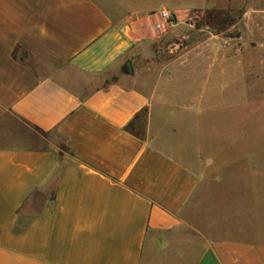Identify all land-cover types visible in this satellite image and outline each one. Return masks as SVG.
Masks as SVG:
<instances>
[{
	"label": "crops",
	"instance_id": "0c3cea01",
	"mask_svg": "<svg viewBox=\"0 0 264 264\" xmlns=\"http://www.w3.org/2000/svg\"><path fill=\"white\" fill-rule=\"evenodd\" d=\"M137 6L0 0V264H264V160L228 172L211 144L175 141L221 111L176 78L244 60L124 74L163 23Z\"/></svg>",
	"mask_w": 264,
	"mask_h": 264
},
{
	"label": "rangeland",
	"instance_id": "374dc122",
	"mask_svg": "<svg viewBox=\"0 0 264 264\" xmlns=\"http://www.w3.org/2000/svg\"><path fill=\"white\" fill-rule=\"evenodd\" d=\"M137 5L141 11H158L164 7L173 20L170 25L164 22L160 25L158 33L151 36L152 42L139 44L131 62L132 76L139 74L145 62H156L163 67L179 60H244L238 71L233 66L224 72L218 66L212 68L208 83L209 69L198 63L191 66L192 78L186 75L176 78L173 91L184 89L194 97L202 92L216 93L217 97L212 96L208 103L211 108L217 103L221 109L211 111L205 125L202 121L207 118L201 115L195 127L184 125L186 131L175 138L176 143L194 140L195 146L211 144L204 155L215 156L212 159L217 163L220 160L217 156H224L228 172L239 170L236 166L239 159L232 160L233 157L264 160V68L254 76L250 67L253 60L264 57V49L260 51L256 47L257 43H264V0H137ZM238 11L242 14L233 22ZM214 17L223 20L221 26L214 28L209 24ZM160 22L159 16H154L153 28ZM175 64L177 70L180 66ZM150 74L154 75V70ZM197 100H193V105Z\"/></svg>",
	"mask_w": 264,
	"mask_h": 264
},
{
	"label": "built area",
	"instance_id": "2783aa9c",
	"mask_svg": "<svg viewBox=\"0 0 264 264\" xmlns=\"http://www.w3.org/2000/svg\"><path fill=\"white\" fill-rule=\"evenodd\" d=\"M160 19L162 20V22H164L165 24H172V20H173V15L167 11V10H161L159 13ZM157 29L160 28V25L156 26Z\"/></svg>",
	"mask_w": 264,
	"mask_h": 264
},
{
	"label": "trees",
	"instance_id": "16d2710c",
	"mask_svg": "<svg viewBox=\"0 0 264 264\" xmlns=\"http://www.w3.org/2000/svg\"><path fill=\"white\" fill-rule=\"evenodd\" d=\"M241 14H242V13H241L240 11L234 13V15H233V22H236V20H237L238 18H240ZM222 21H223V20H222L221 18L214 17V18L210 19L209 24H210L212 27L216 28V27L222 25V24H221Z\"/></svg>",
	"mask_w": 264,
	"mask_h": 264
},
{
	"label": "water",
	"instance_id": "95a60500",
	"mask_svg": "<svg viewBox=\"0 0 264 264\" xmlns=\"http://www.w3.org/2000/svg\"><path fill=\"white\" fill-rule=\"evenodd\" d=\"M123 72H124V74H126V75H132V73H133L132 65H131V63H130L129 61H127V62L124 64Z\"/></svg>",
	"mask_w": 264,
	"mask_h": 264
}]
</instances>
